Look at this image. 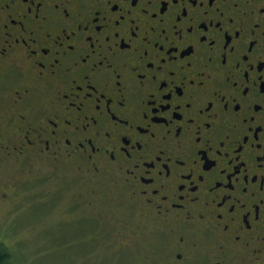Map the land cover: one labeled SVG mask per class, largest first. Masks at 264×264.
I'll return each mask as SVG.
<instances>
[{
    "label": "flooded vegetation",
    "instance_id": "1",
    "mask_svg": "<svg viewBox=\"0 0 264 264\" xmlns=\"http://www.w3.org/2000/svg\"><path fill=\"white\" fill-rule=\"evenodd\" d=\"M4 176L77 229L123 200L145 261L264 264V0H0Z\"/></svg>",
    "mask_w": 264,
    "mask_h": 264
},
{
    "label": "rangeland",
    "instance_id": "2",
    "mask_svg": "<svg viewBox=\"0 0 264 264\" xmlns=\"http://www.w3.org/2000/svg\"><path fill=\"white\" fill-rule=\"evenodd\" d=\"M7 177L0 180L1 187ZM48 191L41 197L39 188L30 185L10 202L0 199V243L11 251L13 264H168L157 253L145 261L149 232L136 228L146 219L136 210V216H129L123 200L115 198L116 213L107 221L100 220L101 214V224H90L88 230L83 223L77 229V220H89H82L76 211H98L74 203L78 187L73 183H49ZM86 192L89 195V188L79 198L85 204L89 201L84 199Z\"/></svg>",
    "mask_w": 264,
    "mask_h": 264
},
{
    "label": "trees",
    "instance_id": "3",
    "mask_svg": "<svg viewBox=\"0 0 264 264\" xmlns=\"http://www.w3.org/2000/svg\"><path fill=\"white\" fill-rule=\"evenodd\" d=\"M0 264H13L11 251L0 243Z\"/></svg>",
    "mask_w": 264,
    "mask_h": 264
}]
</instances>
